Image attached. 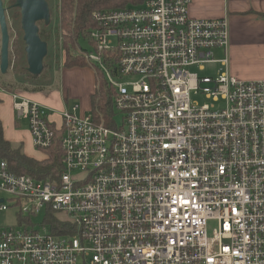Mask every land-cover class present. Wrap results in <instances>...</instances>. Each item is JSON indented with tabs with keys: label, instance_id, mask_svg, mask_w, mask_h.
<instances>
[{
	"label": "built area",
	"instance_id": "2783aa9c",
	"mask_svg": "<svg viewBox=\"0 0 264 264\" xmlns=\"http://www.w3.org/2000/svg\"><path fill=\"white\" fill-rule=\"evenodd\" d=\"M190 1L92 15L91 52H79L113 89L119 126L114 116L111 126L82 118L77 106L56 124L11 94L35 149L60 133L61 172L39 181L0 158V194L9 197L0 212L17 208L19 219V228L0 226V264H264V80L230 74L228 22L190 18ZM56 42L61 61L60 35ZM213 64L212 76L190 70ZM42 211L69 228H29Z\"/></svg>",
	"mask_w": 264,
	"mask_h": 264
},
{
	"label": "trees",
	"instance_id": "16d2710c",
	"mask_svg": "<svg viewBox=\"0 0 264 264\" xmlns=\"http://www.w3.org/2000/svg\"><path fill=\"white\" fill-rule=\"evenodd\" d=\"M60 16L58 18L59 34L62 41V53L64 58L63 67L72 68L83 66H88V63L84 59V56L79 52L82 50L80 45V40L88 41V36L90 31L94 28V23L92 20V15L94 12H108V10L123 9L127 6H137L142 0H60ZM12 12V10L10 11ZM264 17L263 15H259ZM14 20V19H13ZM16 22L15 20L13 21ZM43 29L40 30L39 36L42 41L47 43L48 56L51 54L53 49L52 43L49 42L51 37V25L42 26ZM58 35V32H57ZM58 38V37H57ZM57 40V39H56ZM15 57L19 59L18 63L13 66L18 77L24 75L22 78V84L26 83L25 80L30 78L34 80L30 82L34 86L37 85L38 80L40 84L47 86L52 82L51 73H47L50 65L47 63L49 61L47 57L43 61V71L47 73L45 77L37 76L33 77L24 68L25 57H24V43L22 42V36L15 41ZM72 51H78L79 55H74ZM47 56V55H46ZM23 58V60L21 59ZM24 64V65H23ZM21 79V78H20ZM95 90L90 95V111L92 115L93 122L95 124L103 123L106 126H111L112 119L114 116L113 112V89L110 88L102 74L97 70ZM2 90L8 92L12 90L14 86L12 84L3 85L0 87ZM38 89H32L33 91H38ZM60 133H55V138L52 146L46 150H43L44 156L40 159H34L28 157L23 153L22 146H13L11 142H8L4 138V132L2 123L0 121V158L6 161L8 165V170L14 175H28L36 180H49L55 182L60 177L61 172V149L58 144V137ZM46 222L51 225V231L54 234H64L67 224L61 223L56 218L48 213L45 217Z\"/></svg>",
	"mask_w": 264,
	"mask_h": 264
},
{
	"label": "crops",
	"instance_id": "0c3cea01",
	"mask_svg": "<svg viewBox=\"0 0 264 264\" xmlns=\"http://www.w3.org/2000/svg\"><path fill=\"white\" fill-rule=\"evenodd\" d=\"M188 8L189 17L192 19L224 18L228 22L226 56L232 76L241 81L264 80V17L259 16H264V0H191ZM219 53L222 57L217 59L223 58L224 53L222 51ZM63 63L64 60L60 62L57 71L55 70V78L53 76L48 87L43 86L38 92H33L32 88H24L19 91L21 98L35 102L49 110L52 115L50 120H54L57 124L60 121L56 120H61L60 113L67 108L65 100L67 82L73 75L83 71L82 68L87 67L64 68ZM91 73L86 72L87 85H92L89 89L88 99L95 90ZM57 81L61 86L60 94L56 92L48 94L47 91L56 86ZM46 89L47 91H45ZM8 92H0V121L4 138L13 146H22L23 153L28 157L38 159L26 151L30 146L34 148L30 132L27 129V121L16 120L11 93ZM22 122L25 123L24 130H17Z\"/></svg>",
	"mask_w": 264,
	"mask_h": 264
},
{
	"label": "rangeland",
	"instance_id": "374dc122",
	"mask_svg": "<svg viewBox=\"0 0 264 264\" xmlns=\"http://www.w3.org/2000/svg\"><path fill=\"white\" fill-rule=\"evenodd\" d=\"M50 2H51V6H52L53 0H50ZM127 7H129V6H127ZM53 14H54V12H52L51 20H50V23L48 26L51 25V27H52L51 33H50L52 38L49 40V42L52 43L51 46L53 45V47H54V44H57L56 39H57L58 35H60V34H59V29H57L58 28L57 26H59L58 12L54 15ZM41 25H42V23H41ZM8 29H9V43H10L9 54H8L9 65H8V70L6 72L7 74L2 75L0 73V87H1V84H3V85L12 84L14 86V88H12V90L10 89L8 91H10L11 94H17V95L19 94V91L23 90L24 88H28V89H30V88H32V89L33 88L34 89L42 88L44 86L43 84H40V81H42V80H38V82H37L38 84L34 86L33 84L30 83V82H33L34 80H31L30 78H28L27 80H25L26 83L22 84V82H23L22 78L25 76L24 75H22L20 77L17 76L13 66L16 65V63H18V61H19V59L16 58L15 54H14L15 53L14 46L16 45L15 41H17L19 39V37L22 36V30L19 26V19H17L16 22L13 23L11 27L8 25ZM41 29H43L42 26H41ZM57 32H58V35H57ZM80 45L82 47V50H88L91 52V47H90L89 41L80 40ZM60 48H61L60 46H57L58 52L60 51ZM214 51H216V50H214ZM71 53H73L74 55L80 54L78 51H72ZM58 55H59V53H58ZM58 55H57V57L54 56V51L52 49L51 54H49V56H48V51H47V56L45 58L46 61H47V57L49 59V61H47V63H49L50 67H49V69H47V73H51L52 78L54 75H56L55 70L57 71V68L60 65V62L63 61L65 58L63 56V53L62 54L60 53V55H62V59L60 61V58ZM215 56L217 58L222 57V56H220L219 51L215 52ZM24 57H25V53H24ZM21 59L23 60V58H21ZM215 66L216 65H214V64L206 66V69L204 72H201L200 70H198L196 68H191L190 70H191V72H195L198 74L201 73V74H205L208 76H210V75L212 76V72H213V69ZM26 67H27V65H26V57H25L24 68L26 69ZM60 68H61V66H60ZM82 69H83V71L79 72V74L73 75L69 79V81L67 82L68 87H67V94H65V98H66L65 100L67 103L66 104L67 105L66 110L71 111L72 107L77 106L78 107L77 114L83 118L84 116L88 115V113L90 111V104H89L88 96L90 93L89 89L92 86V85L91 86L87 85L88 84V76L86 75V72H92L91 74L93 76V84H94V88H95L97 70L94 69V67H90V66L84 67ZM84 70H86V71H84ZM47 73L43 71L42 74L39 76L45 77L47 75ZM54 78H55V76H54ZM48 86L49 85H47L46 87H48ZM26 91H29V90H26ZM38 91L36 90L33 92H38ZM45 91H47V89ZM60 91H61L60 82L57 81V85L54 86L52 89L48 90L47 93L51 94L52 92H56L57 94L58 93L60 94ZM8 94H9V92H8ZM193 100L198 102L199 105L200 104H210V101L205 99L203 96L195 97ZM114 120L118 126L121 124V116L119 114L114 116ZM56 121L58 122L60 120H56ZM24 122L21 123V125L19 126V128H17V130L18 129L24 130V127H25ZM26 151L29 152L30 154H32L33 157L38 158V159H40L44 156L43 151H41V150L39 151L35 148H32L31 146L28 147V150H26ZM72 174L77 175L75 172H73ZM0 199L5 200V202H6L9 200V197L6 194H0ZM6 203H8V202H6ZM17 216H18L17 208L9 209L8 211H4V212H0V226H4V227H6V226L13 227L14 226V227H16L18 225V222H19V219H17ZM45 216H46V214L43 211L41 213H39L37 216H31L30 217L31 225H29V228L35 229L38 232H42L41 226H42L44 221L46 222V219H44ZM53 216L55 218L65 219L64 216L61 214H56ZM215 227H216V223L214 221H210L208 223L207 228H208V234L209 235L211 234L212 230L215 229ZM18 228H19V225H18Z\"/></svg>",
	"mask_w": 264,
	"mask_h": 264
},
{
	"label": "water",
	"instance_id": "95a60500",
	"mask_svg": "<svg viewBox=\"0 0 264 264\" xmlns=\"http://www.w3.org/2000/svg\"><path fill=\"white\" fill-rule=\"evenodd\" d=\"M20 13V28L22 30V42L26 57V72L37 77L42 74L43 61L47 55V43L39 36L38 22L44 26L50 23V12L45 0H17L12 6ZM3 7V0H0V73L7 74L9 65V29L7 18Z\"/></svg>",
	"mask_w": 264,
	"mask_h": 264
},
{
	"label": "flooded vegetation",
	"instance_id": "af4514ba",
	"mask_svg": "<svg viewBox=\"0 0 264 264\" xmlns=\"http://www.w3.org/2000/svg\"><path fill=\"white\" fill-rule=\"evenodd\" d=\"M17 0H3V7L5 8V14L7 18V26L10 27L14 23L13 21L19 19V26H20V13L17 8H12L11 6L16 2ZM47 3V6L49 8L50 16L52 15V6L50 0H45ZM12 10V12H10ZM14 19V20H13ZM51 19V18H50ZM42 23V25H41ZM41 26H44L43 22H38L37 27L39 28V32L41 30ZM34 77V76H33Z\"/></svg>",
	"mask_w": 264,
	"mask_h": 264
}]
</instances>
